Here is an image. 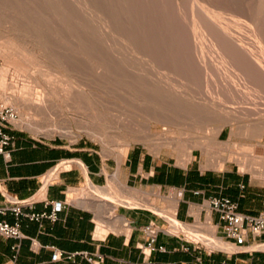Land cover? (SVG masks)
<instances>
[{
	"label": "rangeland",
	"instance_id": "1",
	"mask_svg": "<svg viewBox=\"0 0 264 264\" xmlns=\"http://www.w3.org/2000/svg\"><path fill=\"white\" fill-rule=\"evenodd\" d=\"M64 1L0 0V44L6 42L7 37L14 36L21 46L35 51L39 55L37 59L43 64L53 65L61 71V76H56L57 80L55 76V79L49 80L55 92L49 96L42 118L37 119V123L45 126V129L49 127V134H37L19 127L17 122L23 119V114L12 104H5L0 100V108L7 105L16 113V119L12 120L10 125L13 130L42 140L58 139L66 144L83 143L85 147L100 153L105 162L103 172L106 174L116 172L120 163L126 159L128 149L135 146H140L141 150L149 152L160 162H175L183 167L192 165L194 155L200 156L204 153L202 147H206L207 157L215 161H240V155L246 154L249 147L254 145L257 151L261 149L257 140L264 136V122L259 124L256 118L259 110L264 109V46L261 49L262 44L258 43L261 39L264 40V33L257 31V37L252 39L251 34L255 33L252 32L253 28L249 26L248 30V26L240 25V28L232 25L235 29L233 31L239 32H235L233 40L228 36L227 41V38L222 36L212 43L210 38L198 36V32L191 26L193 12L190 5H187L191 0H184L182 5H172L170 0L169 7L167 0H154V3L152 0H145L146 11L134 12L136 26L139 27V22H142L137 32L135 24L133 27L126 26V20H123L127 19L126 0H104V6L110 9L113 5L111 3H114L113 6L118 9L116 12H119L121 17V24L116 28V32L121 31L109 33L98 23L97 17H94L95 20L90 12L86 13L88 10L79 11L82 7L79 3H74L79 6L73 7L71 1L74 0H67L66 3ZM221 1L224 5L229 3V7H239V0ZM155 2L156 5H163L158 4L157 7ZM67 3L71 6H66ZM159 6H165L162 9H167L165 11L170 16ZM260 27L264 28V22ZM246 32L251 34H245ZM234 40L238 43H234ZM228 42L235 45L232 43L229 46ZM246 42L252 43V47H245ZM238 50H243V54ZM249 50L251 54H257L260 60H250ZM244 51L248 53L245 55ZM121 56L125 58L122 59ZM242 56L243 58H240ZM126 57L129 62L125 61ZM10 62L12 59L9 55H0V85L6 83V88H0V91L11 94L15 87H21L23 84L40 93L47 89V79L39 82L30 75L34 68L27 73L20 71ZM86 123L93 124L94 129L100 133L96 135L85 131ZM62 129L66 132L72 130L73 133L61 132ZM124 144L125 157L119 161L117 154ZM191 146H196L194 159L184 164L186 151ZM81 163L83 162L80 161L79 165L82 168ZM120 171L122 175L121 168ZM110 181L108 177V184L100 186L113 192L122 203L125 195L118 186L109 188ZM86 187L87 182L75 191L82 192ZM129 187L136 188L134 185ZM147 200L154 208L160 207L158 211L164 214L171 208V201L168 203L165 196H149Z\"/></svg>",
	"mask_w": 264,
	"mask_h": 264
},
{
	"label": "crops",
	"instance_id": "2",
	"mask_svg": "<svg viewBox=\"0 0 264 264\" xmlns=\"http://www.w3.org/2000/svg\"><path fill=\"white\" fill-rule=\"evenodd\" d=\"M8 132L14 140L11 159L6 161L0 154V206L13 205L5 192L18 200H33V203L23 204L22 214L18 216L12 211L4 216L11 223L20 222L25 237H0V264H93L85 255L103 259L104 264H264V250L254 247L264 235L254 238L248 234L243 247L226 253L197 248L181 237L161 231L153 251L145 253L141 248L148 243L144 226L150 222L165 226L161 215L173 217L176 213L188 222L207 219L205 204L212 196H229L238 203L241 212L255 215L264 212V136L257 140L261 149L257 151L254 145L249 147L246 154L240 155V161L211 160L206 147H202L204 153L194 155L192 165L186 167L175 162H160L140 146L131 147L120 163L121 175L120 168L114 173H104L105 162L100 153L83 143L42 140L13 130L11 126ZM62 160L68 162L54 172ZM80 161L89 170L83 166V171ZM108 177L109 188L118 186L125 195L117 208L93 196L86 203L70 197L72 190L86 182L88 185L89 181L99 187L107 185ZM124 185L127 189H123ZM133 185L136 188L129 187ZM128 189L138 191L136 197L131 198ZM109 194L116 197L113 192ZM149 196H165L168 203L171 201L167 214L149 204ZM56 202L64 204L56 220L47 216L32 220L25 215L51 214ZM114 211L119 220L110 219ZM211 217L218 222L216 212ZM33 238L38 242L36 247L32 245ZM16 244L19 245L17 258L13 261ZM160 246L164 250L159 249ZM55 249L65 252V256L52 260ZM66 253L74 255L67 258Z\"/></svg>",
	"mask_w": 264,
	"mask_h": 264
},
{
	"label": "bare ground",
	"instance_id": "3",
	"mask_svg": "<svg viewBox=\"0 0 264 264\" xmlns=\"http://www.w3.org/2000/svg\"><path fill=\"white\" fill-rule=\"evenodd\" d=\"M67 1V0H65ZM64 1V3H66ZM75 1V2H74ZM74 1H71L73 3V7L74 6H79L81 5L83 7H80L81 9L79 11H83L84 9L88 10L86 11L87 12H90V14L93 15V18L97 17V21L98 23L104 28V30H106L107 32L109 33H117L116 32V28L118 29V26H120L119 22H121V17L119 16L120 14H118L116 11L118 9H115L114 8V3H111L113 4L111 6V9L108 8V6H104V0H74ZM116 1V0H115ZM121 1V0H120ZM127 2H125V4L127 3L126 5V8H127V19H123V20H126L125 23H126V26H132L135 24L134 20L135 18L133 16H135L134 12L137 11V12H141V13H144L146 11V7H145V0H126ZM153 3H154V0H152ZM161 0H159L160 2ZM164 1V0H163ZM186 1V0H185ZM236 1V0H235ZM238 1V0H237ZM20 2V1H19ZM40 2V1H39ZM62 2V1H61ZM68 2V1H67ZM112 2V1H111ZM151 2V0H150ZM171 1L170 0H167V3L168 4V7L170 6V4L172 3V5H176V4H181L182 2H184V0H172V2L170 3ZM239 7H229V3L228 5H224L222 3L221 0H191L190 4H187V5H190V9L192 10V25L194 30H196L198 32V36L200 35L201 37L203 38H210V40H213L212 43H214V41H217L218 37H222L223 38H227L228 36L231 37V40L234 39L237 31H233L235 29H233L232 25H236L238 27L241 28L242 25L245 26H248V30H250L249 28H253L252 29V32H255V33H250V32H246L245 34L247 33H250L253 37H250V38H255L257 37L256 35L259 33H264V28L260 27V25H263V22H264V0H239ZM32 3V2H31ZM63 3V4H64ZM71 3V4H72ZM79 3V5H74ZM164 3V2H163ZM25 4V2H24ZM158 4L159 5H163V4H160V3H157L156 5V2H155V5L158 7ZM183 4V3H182ZM181 4V5H182ZM226 4V3H225ZM66 5V4H65ZM65 5H62V6H65ZM70 3L66 6H69ZM120 5V4H119ZM186 5V6H187ZM26 6V5H25ZM28 6V5H27ZM33 6V5H32ZM71 6V5H70ZM121 6V5H120ZM167 6V5H166ZM185 6V7H186ZM43 7V6H42ZM41 7V8H42ZM45 7V6H44ZM43 7V8H44ZM61 7V6H60ZM161 8V6H159ZM165 7V6H163ZM162 7V8H163ZM189 7V6H188ZM24 8V7H23ZM40 8V9H41ZM67 8V7H65ZM78 8V7H77ZM93 8V9H92ZM159 8V9H160ZM161 8V9H162ZM171 8V7H170ZM175 8V7H174ZM181 8H183L181 6ZM71 9V8H69ZM79 9V8H78ZM160 9V10H161ZM30 10V9H29ZM47 10V9H46ZM55 10V9H54ZM123 10H126V9H123ZM151 10V9H150ZM163 10V9H162ZM167 9H164L163 11H165ZM181 10V9H179ZM184 10V8L182 9ZM71 11H73L71 9ZM171 11V10H170ZM177 11V10H176ZM185 11V10H184ZM47 12V11H46ZM56 12V10H55ZM59 12V10H58ZM162 12V11H161ZM167 13V11H165ZM189 12V11H188ZM66 13V12H65ZM85 13V12H84ZM38 14V13H37ZM125 14V13H124ZM148 14V13H146ZM168 14V13H167ZM173 14V13H172ZM184 14V13H183ZM187 14V12H186ZM35 15V14H33ZM41 15V14H40ZM96 15V16H94ZM123 15V13H122ZM137 15V14H136ZM152 15V14H151ZM165 15V13H164ZM179 15V14H177ZM190 15V13H189ZM188 15V16H189ZM80 16V15H78ZM88 16H89V13H88ZM126 16V15H125ZM143 16V15H142ZM168 16H170L168 14ZM32 17V16H31ZM139 17V16H138ZM194 17V18H193ZM58 18V17H57ZM94 18V19H95ZM124 18V17H123ZM183 18V17H182ZM186 18V17H185ZM189 18V17H188ZM72 19V18H71ZM159 19V18H158ZM169 19V18H168ZM70 20V19H68ZM80 20V19H79ZM96 20V19H95ZM122 20L123 24L124 21ZM137 20V19H136ZM142 20V19H140ZM187 20V19H186ZM89 21V20H88ZM87 21V22H88ZM182 21V20H181ZM93 22V21H92ZM91 22V23H92ZM137 22V21H136ZM176 22V21H175ZM188 22V21H187ZM89 23V22H88ZM87 23V24H88ZM96 23V22H95ZM185 23V22H184ZM58 24V23H57ZM66 24V23H65ZM140 24L142 25V22H139V27L136 26V24L134 26L137 27L136 31L139 32L140 30ZM189 24V23H187ZM191 24V23H190ZM170 25V24H169ZM241 25V26H240ZM143 26H144V23H143ZM142 26V27H143ZM147 26V25H145ZM178 26V25H177ZM250 26V27H249ZM66 27V25H65ZM77 27V26H76ZM101 27V28H102ZM133 27V26H132ZM150 27V26H149ZM181 27V26H180ZM73 28V27H72ZM102 28V29H103ZM120 28V27H119ZM131 28V27H130ZM144 28V27H143ZM158 28V27H157ZM184 28V27H183ZM192 28V30H193ZM255 28V29H254ZM57 29V28H56ZM78 29V28H77ZM81 29V28H80ZM99 29V28H98ZM124 29V28H123ZM135 29V28H134ZM142 29V28H141ZM154 29V28H153ZM191 29V28H190ZM240 30L239 28H236V30ZM67 30V29H66ZM93 30V29H92ZM133 30V28H132ZM150 30V29H149ZM191 30V31H192ZM254 30V31H253ZM98 31V30H97ZM103 32L102 30H99V32ZM121 31V30H120ZM119 31V32H120ZM148 31V30H147ZM167 31V30H166ZM174 31V30H173ZM244 31V30H243ZM246 31V30H245ZM258 31V32H257ZM106 32V33H107ZM118 32V33H119ZM123 32V31H122ZM234 32V33H233ZM257 32V34H256ZM108 33V35H109ZM239 33V32H238ZM237 33V34H238ZM242 33V32H241ZM83 34V33H82ZM102 34V33H101ZM105 32L102 34L104 36ZM244 34V35H245ZM248 34V35H250ZM12 35V34H11ZM87 35V34H86ZM85 35V36H86ZM107 35V34H106ZM130 35V34H129ZM244 35H239V36H243V37H246ZM121 36V35H120ZM259 36V35H258ZM264 36V35H263ZM14 37V36H13ZM13 37H7V40L6 42L4 41V43L2 42V44H0V55L1 54H4V55H9L12 59V62H10V64H14L15 66H17L19 68L20 71H26L27 73H29V71H31L30 69H33L34 68V73H30V75L32 77H34L36 80H38L39 82L41 81H44L46 80L47 82L50 80L52 81L54 76L56 78V76H61V71L60 70H57L53 65H47L46 64H43L42 61H39L37 59V56L39 57V55H37V53L35 51H32L30 49H28V47H23L20 45V43L17 41V38H13ZM18 37V36H17ZM80 37V35H79ZM84 37V36H83ZM108 37V36H107ZM237 37V36H236ZM86 38V37H85ZM141 38V37H140ZM144 38V36H143ZM172 38V37H171ZM202 38V39H203ZM233 38V39H232ZM238 38V37H237ZM241 38V37H240ZM249 38V37H248ZM249 38V39H250ZM264 38V37H263ZM64 39V38H63ZM67 39V38H66ZM79 39V38H78ZM83 39V38H81ZM109 39L110 36H109ZM145 39V38H144ZM148 39V38H147ZM224 39V41H225ZM239 39V38H238ZM238 39H235L236 41H238ZM242 39V38H241ZM251 39V41H252ZM258 39L260 40L261 39V36L260 38L258 37ZM69 40V39H68ZM72 40V39H71ZM94 40V39H93ZM96 40V39H95ZM106 40V39H104ZM133 40V39H132ZM198 40V39H197ZM201 41V38L199 39ZM204 40V39H203ZM209 40V41H210ZM222 40V39H221ZM220 40V41H221ZM235 40L233 41L234 43H238V42H235ZM243 40V39H242ZM86 41V39H85ZM135 41V39L133 40ZM139 41V40H138ZM205 41V40H204ZM227 41H228V38H227ZM244 41V40H243ZM81 42V41H80ZM202 42V41H201ZM223 42V40H222ZM232 42V43H233ZM241 42V40H240ZM245 42V41H244ZM261 42L262 46L261 49H263L264 47V40L261 39V41H258V43ZM1 43V42H0ZM63 43V42H62ZM79 43V42H78ZM97 43V42H96ZM101 43V42H99ZM108 43V42H107ZM106 43V44H107ZM119 43V42H118ZM216 43V42H215ZM227 43V42H226ZM230 42V44H232ZM233 43V44H234ZM255 43V42H253ZM257 43V41H256ZM39 44V43H38ZM126 44V43H125ZM134 44V42H133ZM204 44V43H203ZM218 44V43H216ZM229 44V42H228ZM229 44V46H231ZM241 46L242 44L239 43ZM245 44V43H243ZM247 45H251L249 43L246 42ZM260 44V45H261ZM114 45V43H113ZM135 45V44H134ZM144 45V44H143ZM200 45V44H199ZM235 45V44H234ZM233 45V46H234ZM237 45V44H236ZM259 45V44H258ZM39 46V45H38ZM86 46V45H85ZM120 46V45H119ZM148 46V45H147ZM201 46V45H200ZM209 46V45H208ZM216 46V45H215ZM223 46V45H222ZM90 47V46H89ZM111 47V46H110ZM118 47V46H117ZM175 47V46H174ZM244 47V46H243ZM242 47V48H243ZM252 47V45H251ZM258 47V46H257ZM263 47V48H262ZM44 48V47H42ZM95 48V47H94ZM99 48V47H98ZM115 48V47H114ZM205 48V47H204ZM249 48V46L247 47ZM51 49V48H50ZM102 49V48H101ZM125 49V48H124ZM202 49V48H201ZM241 49V47H240ZM252 49V48H251ZM255 50L256 47L254 48ZM260 49V48H259ZM110 50V49H109ZM112 50V49H111ZM209 50V49H208ZM244 50V49H243ZM243 50L242 51H239L238 52H242L240 53L241 55L243 54ZM247 50V49H246ZM245 50V51H246ZM264 50V49H263ZM62 51V50H61ZM98 51V50H97ZM120 51V49H119ZM126 51V50H125ZM128 51V50H127ZM162 51V50H161ZM203 51V50H202ZM205 51V50H204ZM214 51V50H213ZM244 51V52H245ZM250 51V50H249ZM254 50H252L253 52ZM10 52V53H8ZM50 52V51H49ZM121 52V51H120ZM230 52V51H229ZM232 52V51H231ZM263 52V51H262ZM88 53V52H87ZM93 53V52H92ZM106 53V51H105ZM125 53V52H124ZM163 53V52H162ZM223 53H224V50H223ZM246 53L248 52H245V55ZM56 54V53H55ZM110 54V53H109ZM218 54V53H217ZM235 54V53H234ZM239 54V55H240ZM259 54V53H258ZM263 54V53H262ZM112 55V54H110ZM113 55H115L113 53ZM124 55V54H123ZM131 55V54H130ZM135 55V54H134ZM232 55V54H231ZM237 55V54H236ZM240 55V56H241ZM261 56V54H259ZM264 55V54H263ZM3 56V55H2ZM46 56V55H45ZM107 56V55H106ZM125 56V55H124ZM235 56V55H233ZM100 57V56H99ZM97 57V58H99ZM127 57H129L127 55ZM127 57L125 59V61L127 60ZM216 57V56H215ZM214 57V58H215ZM114 58V57H112ZM120 58V57H118ZM122 58V56H121ZM125 58V57H124ZM122 58V59H124ZM213 58V57H212ZM211 58V59H212ZM240 58H243L240 57ZM248 58L250 60H260V57L257 56V54H251V51H250V54H248ZM46 59V58H44ZM80 59V58H79ZM262 59V58H261ZM223 60V59H222ZM99 61V60H98ZM128 61V60H127ZM101 62V61H100ZM129 62V61H128ZM145 62V61H144ZM104 63V62H103ZM112 63V62H111ZM121 63V62H119ZM59 64V63H58ZM69 64V63H68ZM106 64V63H105ZM108 64V63H107ZM132 64V63H131ZM136 64V63H135ZM102 65V64H101ZM122 65V64H121ZM60 66V64L58 65V67ZM95 66V65H94ZM119 66V65H118ZM117 66V67H118ZM146 66V65H145ZM111 68V67H110ZM61 69V68H60ZM105 69V68H104ZM107 69V68H106ZM115 69V68H114ZM142 69V68H141ZM120 70V69H119ZM117 71V70H116ZM128 71V70H127ZM139 71V70H138ZM148 71V70H147ZM131 72V71H130ZM140 72V71H139ZM98 73V72H97ZM100 73V71H99ZM105 73V72H103ZM123 73V72H122ZM152 73V72H151ZM22 74V73H21ZM120 74V73H118ZM157 74V73H156ZM218 74V73H217ZM143 75V74H142ZM148 75V74H147ZM64 76V75H63ZM71 76V75H70ZM120 76V75H119ZM157 76V75H156ZM171 76V75H170ZM111 77V76H110ZM158 77V76H157ZM54 78V79H55ZM134 78V77H133ZM161 78V77H159ZM60 78H58L59 80ZM104 79V78H103ZM138 79V78H136ZM140 79V78H139ZM168 79V78H167ZM57 80V78L55 79ZM105 80V79H104ZM154 80V79H153ZM164 80V79H163ZM172 80V79H171ZM47 83V89L44 90L42 93L38 92L37 91H33V89L27 85V84H23V86L21 85V87H15V90H13V93L9 94V93H6L5 91H0V100L4 101L5 104H12L16 109H19V111L21 112V114H23V119H21V121L17 122V124L19 125V127H22V128H27L37 134H44V135H48L49 132H48V129H45V126L37 123V119L38 118H42V113L46 110V107H47V104H48V98L50 95H53L54 94V88L52 86V84L50 83ZM64 83V82H63ZM84 83V82H83ZM164 83V82H163ZM209 83V82H208ZM43 84V83H42ZM72 84V83H71ZM75 84V83H73ZM146 84V83H145ZM148 85V84H147ZM114 86V85H113ZM149 86V85H148ZM174 86V85H173ZM169 87V86H168ZM217 87V86H216ZM0 88H6V83H2L0 85ZM129 88V87H128ZM156 88V87H155ZM0 89V90H1ZM111 89V88H110ZM120 89V88H118ZM164 89V88H163ZM140 90V89H138ZM142 90V89H141ZM155 90V89H154ZM153 90V91H154ZM65 91V90H64ZM168 91V89H167ZM172 91V90H171ZM178 91V90H177ZM181 91V90H180ZM104 92V91H103ZM160 92V91H159ZM169 92V91H168ZM173 92V91H172ZM65 94H63L64 96ZM69 95V94H68ZM135 95V94H134ZM183 96V95H182ZM181 97V96H180ZM190 97V96H189ZM214 99V98H213ZM66 101V100H65ZM67 102V101H66ZM219 102V101H218ZM3 103V102H2ZM3 103V104H4ZM193 104V103H192ZM254 104V103H253ZM5 106V105H4ZM254 106V105H253ZM172 107V106H171ZM257 107V106H255ZM262 107V106H261ZM245 108V107H244ZM247 108V107H246ZM250 108V107H248ZM254 108V107H253ZM257 109V108H255ZM144 110V109H143ZM192 110V109H191ZM251 110V109H250ZM238 111V110H237ZM246 111H248V109H246ZM178 112V111H177ZM258 112V111H257ZM165 113V112H164ZM259 115H258V118L257 121L260 123H263L264 122V109H262V111L259 110ZM30 114V116H29ZM201 114V113H200ZM215 114V113H214ZM234 114V113H233ZM237 115V114H236ZM234 116V115H233ZM250 116V115H249ZM253 117V116H252ZM159 119V118H158ZM242 119V118H241ZM57 120V119H56ZM228 120V119H227ZM16 122V121H15ZM57 123V122H56ZM53 124V123H52ZM91 125V126H90ZM88 125L86 123V129L85 131L87 132H91V133H94V134H99L100 132H97L96 128L94 129V126L93 124H90ZM98 126V125H97ZM61 128V126H60ZM167 128V127H166ZM52 130V129H51ZM55 130V129H54ZM166 130V129H165ZM54 132V131H53ZM61 132H64V133H73L72 130H69V131H63V129L61 130ZM55 134V133H54ZM103 134V133H102ZM220 135V133H219ZM127 143V142H126ZM126 144L122 145L118 151V154H117V157L119 159V161H121L124 157H125V150H126ZM196 148V146H191L187 151H186V157H184L186 160L185 163H188V161H191L193 159V149ZM182 160H184L182 158ZM222 165L220 164L219 165V168L221 167ZM86 170V169H85ZM118 173V172H117ZM126 186L124 185L123 189H125ZM127 189V188H126ZM108 189L106 188H102V187H99V186H95L91 181H89L87 187L82 191V192H77L75 190H72L71 193H70V197L74 200H76L77 202L79 203H86L87 202V199L90 200V197H97V198H101L102 200L106 201L107 203H110L112 206L116 207L117 208V204L120 203L119 199L115 196L110 195L109 192L107 191ZM129 190V189H128ZM130 193H131V198L133 197H136V194L138 191L132 189V190H129ZM94 200V199H93ZM128 202V201H127ZM132 202V201H131ZM105 203V202H104ZM171 215L173 216V212H171ZM175 216V215H174ZM173 216V217H174ZM117 215H116V212H112L110 214V219L111 218H116ZM118 218V217H117ZM119 220V218H118ZM118 223V222H117ZM116 223V224H117ZM102 223L100 222V225ZM205 229L207 230L206 232H210L213 230V228H211L209 225H205L204 226ZM210 228V229H208ZM194 230H197V231H200V229H195L193 228V226H187L185 227L184 231L185 232H188V233H193ZM206 235V234H205ZM206 238H202V240L205 242V243H208L209 245H212L210 242H207L205 240ZM214 246H223V247H226L225 244H222V243H219L216 241L215 244H213Z\"/></svg>",
	"mask_w": 264,
	"mask_h": 264
},
{
	"label": "built area",
	"instance_id": "4",
	"mask_svg": "<svg viewBox=\"0 0 264 264\" xmlns=\"http://www.w3.org/2000/svg\"><path fill=\"white\" fill-rule=\"evenodd\" d=\"M15 119L16 113L13 108L7 105L0 108V154L3 155L6 161L11 159V146L14 140V136L8 132V128L12 125V120ZM67 162L68 160L60 161L54 168V172H57L60 165ZM81 166L82 168L83 166L88 168L85 163H81ZM5 196L8 202L13 205L4 204L0 206V237L21 239L25 237V235L21 230L20 222L11 223L4 219V216H6L9 211L14 212L17 216L22 214V205H31L33 200H18L12 197L8 192H5ZM63 207V202H56L54 203L51 214L27 213L25 215L32 220H39L41 217L45 216L52 220H56L57 213L62 210ZM205 208V213H208L207 219L199 220L196 223L180 219L177 213L174 217H166L160 214L165 221V226H161L155 222H150L148 225L144 226V232L148 236V243L141 246L142 250L145 253L147 251H153L156 248L157 236L161 231L169 235L181 237L187 243L197 248H204L210 252L220 250L226 253L235 252L243 247L247 241L248 234H251L254 238L264 235V212H260L256 215L241 212L238 209V203L229 196H212L207 200ZM214 212L218 214V222L213 221L211 217V214ZM205 225H209L213 230L206 232ZM187 226H193V228L200 229V231L194 230L193 233L185 232L184 229ZM203 237L212 245L205 243L202 240ZM216 241L225 244L226 247L214 246L213 244H215ZM32 245L34 247L38 245L35 238L32 239ZM18 246V244L13 246L15 250L13 261L17 258L16 251L18 250ZM254 247L264 250V239L256 242ZM159 249L164 250V247L160 246ZM73 255L72 253H66L67 258H72ZM64 256L65 252L60 249H55L52 260L55 261ZM85 257L93 264H104L103 259L94 258L92 255H85Z\"/></svg>",
	"mask_w": 264,
	"mask_h": 264
}]
</instances>
